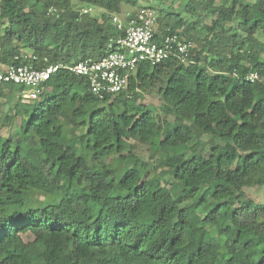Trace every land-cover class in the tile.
<instances>
[{
  "label": "trees",
  "instance_id": "1",
  "mask_svg": "<svg viewBox=\"0 0 264 264\" xmlns=\"http://www.w3.org/2000/svg\"><path fill=\"white\" fill-rule=\"evenodd\" d=\"M182 1L181 15L159 9L158 34L194 44L188 65L140 63L103 99L66 69L31 104L0 88L16 100L0 131V264H264V0ZM135 6L0 0V66L100 59L110 15ZM158 83L163 117L138 103ZM128 141L149 146L152 170ZM250 188L263 198L244 205Z\"/></svg>",
  "mask_w": 264,
  "mask_h": 264
},
{
  "label": "built area",
  "instance_id": "2",
  "mask_svg": "<svg viewBox=\"0 0 264 264\" xmlns=\"http://www.w3.org/2000/svg\"><path fill=\"white\" fill-rule=\"evenodd\" d=\"M91 11L83 9L85 14ZM110 22L117 36L109 41L106 54L100 59H86L72 66L50 65L44 68L32 63L11 67L1 65L0 88L18 86L22 103L31 104L40 101L51 90L48 86L51 77L60 69H66L85 78L90 92L103 99L127 91L140 63L156 66L175 57L183 64H190L194 44L177 34L160 38L158 13L155 10L144 7L134 15H110ZM28 58L37 60L34 56L22 57L24 60ZM16 60H20L19 57ZM258 78L257 74L250 75L252 81Z\"/></svg>",
  "mask_w": 264,
  "mask_h": 264
},
{
  "label": "rangeland",
  "instance_id": "3",
  "mask_svg": "<svg viewBox=\"0 0 264 264\" xmlns=\"http://www.w3.org/2000/svg\"><path fill=\"white\" fill-rule=\"evenodd\" d=\"M243 1L247 5H252L255 2V0H243ZM155 3H156V8H155L156 12H159L160 8L171 7L174 9V11L178 15H181L183 9L185 8V3L182 0H136V6L133 7L131 9V12L129 13L134 14L139 9L151 6V4L154 5ZM217 4H219V2ZM92 11L95 12L94 10ZM208 23H210V19ZM257 38L260 41L264 42V30H261L258 32ZM161 85L162 83H158L155 90H153V92L151 93H141L142 96L139 98L138 103H142L147 106L148 105L152 106L155 109V111L161 114V117H163V114L160 111V107L162 105V98L160 97L159 92H158V89ZM19 90L20 89L15 90V94L17 98L21 94ZM13 97H14V94H11L7 91L4 93V95H0V131H1V134L4 140L10 134L9 128L5 126L4 122H5L6 116L9 114V110L11 109L14 102L16 101V100H13ZM66 112L68 113L69 111L66 110ZM168 119L173 120V117H169ZM18 125H19V119H16L14 123L15 130L17 129ZM204 140L207 141L208 138H204ZM133 146H134L133 153L137 155L138 157H140L142 160H144L149 166V169L152 170L154 168L155 161L150 159L151 150L149 146L140 145L134 141H128L126 143V147L129 149L130 148L132 149ZM129 151H126L124 154L125 155L128 154ZM162 155H163L162 152H159L158 158L161 157ZM128 166L122 169V171L126 170ZM168 181L171 182L172 179L169 178ZM244 191L246 193V196L242 199V202L244 205H248L250 200L261 201L263 198L262 188L261 189L250 188V189H245ZM30 198L33 199V204L35 205H44L48 203V199L43 194H40V193L32 194L30 195Z\"/></svg>",
  "mask_w": 264,
  "mask_h": 264
}]
</instances>
